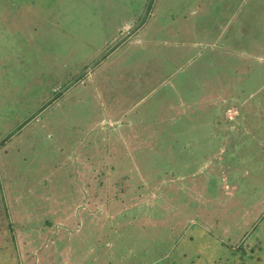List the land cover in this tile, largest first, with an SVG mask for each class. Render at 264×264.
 I'll return each mask as SVG.
<instances>
[{
	"label": "rangeland",
	"instance_id": "374dc122",
	"mask_svg": "<svg viewBox=\"0 0 264 264\" xmlns=\"http://www.w3.org/2000/svg\"><path fill=\"white\" fill-rule=\"evenodd\" d=\"M11 1L0 236L15 261L264 264V0Z\"/></svg>",
	"mask_w": 264,
	"mask_h": 264
},
{
	"label": "trees",
	"instance_id": "16d2710c",
	"mask_svg": "<svg viewBox=\"0 0 264 264\" xmlns=\"http://www.w3.org/2000/svg\"><path fill=\"white\" fill-rule=\"evenodd\" d=\"M13 1L14 0H12L11 2L13 3ZM17 1H19V0H17ZM135 0H122V3H121V5H122V10H125L126 11V9H127V7H130V6H132V4H133V2H134ZM10 3V2H9ZM52 3H54V1L52 2ZM52 3H49L48 4V6H51V4ZM133 11H131V13H132ZM99 14V13H98ZM58 18V16H56L55 18H54V20L56 21V19ZM1 19V18H0ZM121 20L120 21H122V18H120ZM135 21H136V18L134 19ZM150 20V19H149ZM149 20H147L146 21V23H149ZM264 20V15H260V21H263ZM141 22V21H140ZM143 23L144 22H141V24H140V26L138 27V28H141V30H142V28H143ZM1 24L3 25V27L4 28H6V25H4V23L3 22H1ZM138 28H133L132 29V31H134V33L138 30ZM99 30V29H98ZM120 30H122V29H120ZM163 30H167V28H163ZM117 31V30H116ZM256 32V30L255 31H250V35H253L254 33ZM139 32L137 31V33L136 34H138ZM254 37L255 38H257V35H256V33H255V35H254ZM89 38V35L86 37V39H88ZM122 39L119 41V44H116V45H122V44H124L125 43V37L123 36V37H121ZM222 39V38H221ZM124 40V41H123ZM127 40H129V39H127ZM119 46H116V48H118ZM115 50V49H114ZM114 50L110 53V54H112L113 52H114ZM109 54V55H110ZM248 63H250V60H248L247 61ZM159 64L160 63H158V66H157V69L160 67L159 66ZM254 65H255V67L257 68V66H256V63H254ZM258 65H259V63H258ZM149 72V74L151 73L150 72V69H149V67L147 68V73ZM255 75H257V73H255V74H253V76H252V78H253V80H256V76ZM76 77V76H75ZM185 120H186V118H184ZM211 133V132H210ZM209 134V131L207 130V134L206 135H208ZM210 135V134H209ZM11 136V135H10ZM10 136L8 135V137H7V139H5V140H3L2 141V144L1 145H3V144H5L9 139H10ZM211 136V135H210ZM204 141H208L207 140V138H205V140ZM110 166V168L111 169H113V167L115 166H113L112 164H110L109 165ZM168 171H169V168L165 171L166 173H168ZM103 175V174H102ZM130 177L128 176V175H126V176H124V177H121L120 178V180L118 179V181H117V184L119 185V186H121V188H120V191L121 190H123V191H126L125 190V188H122L123 186H125V185H127L128 184V179H129ZM8 222L6 223V220H4V221H2V219H0V229H2V228H4L5 229V226H8V228H9V230H10V232L9 233H6V235H10V233H11V231H12V228H13V224L14 223H12L11 221H9V220H7ZM200 229H202L201 227H200ZM107 237V235L105 236V238ZM14 236L13 235H11L9 238H6L5 236H0V239H1V241L2 240H4V241H2V247L3 246H9L10 247V250H8V253H10V261H11V264H22V261L21 260H16L15 261V258H16V254H17V252H16V249H15V247H14V243H12V242H9L8 240H10V241H13L14 240ZM108 240H110V239H107L106 240V242L108 241ZM223 244H225L224 242H222ZM0 248V249H2V250H4L5 248L3 247V248ZM4 251H6V250H4ZM7 252V251H6ZM161 253V252H160ZM162 255H160L159 257L161 258V256H163V255H166V256H168L169 257V255H168V252H162L161 253ZM96 257V256H95ZM106 257V256H105ZM104 257V258H105ZM159 258V259H160ZM166 258V257H165ZM102 258H98L97 260H95V258H93L92 259V261H100ZM174 263H169V264H176V261H173ZM24 263V262H23ZM108 264V263H107Z\"/></svg>",
	"mask_w": 264,
	"mask_h": 264
}]
</instances>
